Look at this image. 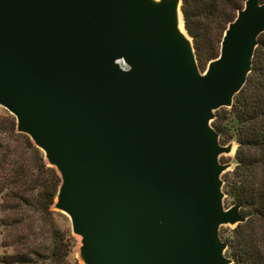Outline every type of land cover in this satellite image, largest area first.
<instances>
[{"label": "water", "instance_id": "95a60500", "mask_svg": "<svg viewBox=\"0 0 264 264\" xmlns=\"http://www.w3.org/2000/svg\"><path fill=\"white\" fill-rule=\"evenodd\" d=\"M181 0H0V107L60 178L82 264H232L215 112L264 33L245 0L204 71ZM184 29V27H183Z\"/></svg>", "mask_w": 264, "mask_h": 264}, {"label": "trees", "instance_id": "16d2710c", "mask_svg": "<svg viewBox=\"0 0 264 264\" xmlns=\"http://www.w3.org/2000/svg\"><path fill=\"white\" fill-rule=\"evenodd\" d=\"M244 1L181 0L183 27L199 67L218 56L223 33ZM212 127L222 145L235 147L233 169L222 175L223 193L232 205L239 206L243 218L229 234L219 233L227 246L226 256L232 264H264V33L257 38L244 86L230 108L215 112ZM15 128L13 116L0 115V208L6 214L2 226L18 231L14 235L24 245L29 231L37 223L46 225L54 213L60 178L29 137ZM69 250L68 238L54 229L41 253L53 264H66ZM27 257L14 253L0 257V264H29Z\"/></svg>", "mask_w": 264, "mask_h": 264}, {"label": "rangeland", "instance_id": "374dc122", "mask_svg": "<svg viewBox=\"0 0 264 264\" xmlns=\"http://www.w3.org/2000/svg\"><path fill=\"white\" fill-rule=\"evenodd\" d=\"M201 71H204V68L199 67ZM8 113L6 110L0 107V115H5ZM235 147H232V151L229 155H223L221 157V162L223 164H231V167L228 171L233 169V156H234ZM2 202V196L0 195V204ZM225 208H229L232 206L231 202L225 198ZM39 219V218H38ZM6 221V214L0 208V257L11 256L14 253H21L26 255V257L30 260L29 264H53L45 259V253H41L42 245L46 242L48 235L51 230L57 229L60 233L68 238V243L70 245L69 255L66 259V264H82L78 256V249L80 246L79 238L74 236L71 232L70 222L66 215L54 210L48 223L43 225L41 228V223H37L38 227L34 230L29 231V241H25L24 245L18 243L19 240L16 239L17 234L15 231L10 232L6 227L2 226V223ZM234 227L223 226L220 228L219 233L225 235L229 234V232ZM17 230V229H16ZM25 233L28 230L25 228L22 229ZM37 254V255H36ZM226 256V251H225Z\"/></svg>", "mask_w": 264, "mask_h": 264}, {"label": "bare ground", "instance_id": "6f19581e", "mask_svg": "<svg viewBox=\"0 0 264 264\" xmlns=\"http://www.w3.org/2000/svg\"><path fill=\"white\" fill-rule=\"evenodd\" d=\"M179 27H180V30H181L182 32H184V29H183V26H182V23H181V22H180Z\"/></svg>", "mask_w": 264, "mask_h": 264}]
</instances>
